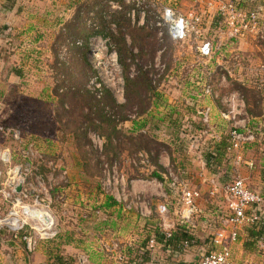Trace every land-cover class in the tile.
I'll list each match as a JSON object with an SVG mask.
<instances>
[{
  "label": "crops",
  "instance_id": "0c3cea01",
  "mask_svg": "<svg viewBox=\"0 0 264 264\" xmlns=\"http://www.w3.org/2000/svg\"><path fill=\"white\" fill-rule=\"evenodd\" d=\"M89 1L95 4L93 0H0V44H6L5 46L11 47L10 51L17 54L14 62L22 71L14 70L15 77L20 74L26 77V73L23 74L26 71L29 81L31 78L34 80L30 81L34 83L32 87L40 84V81H48V77L43 79L36 71L37 68L47 70L50 67L49 45L42 41L45 34L60 35L65 32L68 23L75 25L73 18L77 16V9H83L80 3ZM189 1L192 3L194 0ZM48 20L51 22L45 27L44 23ZM233 52L240 57L238 63L232 61ZM173 53L174 67H182L189 61L187 56L193 62L196 59L188 46L178 48ZM224 53V60L219 67L214 62L205 66L223 71L213 88L214 96L196 99L193 97V90L197 91L198 87L192 86L188 79L175 72V76L172 73L168 77L167 83L174 90L177 87V93H165L161 84L153 93L151 106L141 121L123 125L124 121L117 127L129 134H148L158 145L163 146L156 159L157 165L163 170L162 173L156 172L161 177L160 180L155 177L147 178L155 170L150 160L147 165H140L138 168L126 162L129 170L123 175L129 188V182L134 181L133 189L136 192L153 199V215L147 219H141L134 212H126L123 204L104 195L92 165L89 164L88 170L83 167L76 145L75 154H69V159L67 158L64 140L57 136L59 131L52 136L22 131L24 144L33 141L41 155L42 160L38 162L41 165L39 173L44 177L48 176V164L54 165L59 171L54 173L56 186L51 192L58 236L52 242L40 243L30 254L23 247L17 250L10 248L0 236V264H52L56 258L63 264H116L115 246L128 260L138 258L142 260V264H195L207 248L208 241L205 239L216 227V214L222 211L218 196L213 199L209 197L210 190L220 189L233 178L240 177L264 200V121L262 126L258 122L264 117V99L260 113L256 115L259 117L254 116L256 120L251 122L258 128L260 126L261 134L256 136L253 143L243 147L245 166L237 167L232 157L226 156L229 123L220 117L224 110L221 99L229 93L237 92L240 70L247 71V77L256 81L253 88L255 92L258 91L259 84L264 85V74L262 76L258 71L260 68L264 71V43L246 41L237 47L227 48ZM44 76H48V73ZM19 79L25 83L22 76ZM248 82L249 79L246 83ZM180 83L182 87L178 86ZM19 89V94L28 95L27 88L23 85ZM34 95L41 98L39 93ZM205 107L209 108L208 125L202 124L199 116V111ZM251 127L252 125H248V128ZM211 155H217L215 167L209 165ZM15 158H12L13 164L21 162L19 158ZM62 171L66 173L65 181H61L58 176ZM169 173L172 177L176 176L188 189L200 194L197 204L201 208V215L193 217L191 225H183L198 240L182 255L171 256L174 258H169L159 248L154 249L150 257L147 254L142 256L147 250L146 241L160 230L155 207L160 203H167L170 224L173 225L179 221L178 214L183 209L179 189L172 186ZM153 181L155 182L152 183ZM251 234L252 231L246 227L239 231L238 241L231 246V264H264V236H260L258 242L254 243Z\"/></svg>",
  "mask_w": 264,
  "mask_h": 264
},
{
  "label": "built area",
  "instance_id": "2783aa9c",
  "mask_svg": "<svg viewBox=\"0 0 264 264\" xmlns=\"http://www.w3.org/2000/svg\"><path fill=\"white\" fill-rule=\"evenodd\" d=\"M145 1L150 2L152 7L158 6V17L154 23L157 35L161 37L165 33L167 38L179 49H182L189 40V36L193 35L194 42L186 46L190 47L197 62L203 65L214 62L219 67L224 60L225 50L237 47L240 43L246 41L264 43V0H205L204 8L208 13L212 12L205 21L206 27H203V20L207 14L193 10L196 7L194 5L200 4L201 0H194L192 9L186 13L177 9L176 0H124V3L135 4L138 7ZM97 3L90 11L84 12L81 9L79 12V17L83 19L86 30H98V21L95 19L97 13H101L102 19L108 21L111 12L121 10V6L114 1L98 0ZM247 5L251 8L244 10L243 7L245 8ZM127 16L132 22L136 16L137 25L142 26L145 11L141 8L140 13L135 14L131 9ZM113 27L114 25H109L110 30ZM207 34L208 38H206ZM106 41L98 37L90 39L87 52L90 54V58L94 50L102 48ZM81 46V40L64 39L58 50L59 61L67 67L71 49ZM162 53L163 51L157 58L158 63H160L159 58ZM231 58L236 63L240 61L236 52L231 53ZM87 61L89 65L93 64L89 58ZM258 71H263V68ZM61 92L62 90H59V93ZM212 96L214 95L209 85L205 86L202 94L199 95L202 99ZM115 99L118 104L122 103V88L117 91ZM221 104L224 110L220 113V117L229 123L226 156L232 157L236 166L242 165L241 150L245 144L255 141L256 136L261 134L260 128H248L250 119L245 112L244 99L238 92L227 94L221 99ZM199 116L202 124L208 125L209 108L205 107L200 110ZM114 120L117 121V118ZM0 138L10 140L16 147H20L16 151L11 147H0V236L4 242L10 245V248L17 250L23 247V250L30 254L36 250L40 243L52 242L58 236L57 220L52 210L51 192L56 186L54 173L59 171L54 165L48 164L47 168L50 174L44 177L39 173L37 163H40L42 158L38 148L33 141L24 144L23 133L20 129L0 127ZM87 139V147L93 152L94 160L101 173V192L123 204V209L126 212H134L141 219L149 218L151 211L148 208V203L141 199L144 197L141 193L133 189L134 181L129 182V188L117 165L106 161L103 155V138L96 133L87 132ZM16 153L21 162L13 164L12 158ZM33 162L36 165L33 166ZM127 162L130 166L138 168L140 165H147L148 158L144 153H138ZM65 175L64 171L59 173L61 181H65ZM168 176L172 177L170 173ZM172 184L174 189L176 187L179 189L183 209L178 214L179 221L173 225L170 224L168 204L163 202L155 207L163 242L157 243V238L152 235L147 242L148 257L151 256L154 249H161L165 246L167 251L173 253L174 256L182 255L190 249L189 244L184 241L178 242L175 249L166 243L167 240L172 239V233L176 226L191 225L194 215H200L201 210L194 206L198 193L188 189L176 176L172 177ZM17 187H20L18 192L16 191ZM216 196L222 203V211H218L216 214L214 225L216 227L207 237V248L195 264H231V246L238 241L239 231L245 226H257L264 219L263 199L249 190L240 177L233 178L220 189L210 190L209 197L213 199ZM186 229L188 230L187 227ZM114 251L117 252L116 264L142 263V260L138 258L128 260L117 246L114 247Z\"/></svg>",
  "mask_w": 264,
  "mask_h": 264
},
{
  "label": "rangeland",
  "instance_id": "374dc122",
  "mask_svg": "<svg viewBox=\"0 0 264 264\" xmlns=\"http://www.w3.org/2000/svg\"><path fill=\"white\" fill-rule=\"evenodd\" d=\"M93 1L96 3V1L98 0ZM110 1H114L115 3H119L120 1L124 2V0ZM176 3L177 9L184 13L188 12V10L190 11V9H192L193 7V3H191V1L189 0H176ZM91 4H93L91 1L86 3H80L83 9L89 8ZM194 6H196L193 8L195 12L196 10H199L200 13L205 12L207 14V17L205 18V20H203V27H206V25H204L206 23L205 21L211 15L210 13L212 12H207V9L204 8L202 1L200 4H196ZM132 7V10H134L135 14L140 13L141 8L144 9L145 16L146 13H148L147 20L149 25L146 28L140 27L137 25L138 21L136 22L134 20V22L130 23V28L124 31V33L126 34L124 35L125 42L128 48H130L133 55V58L127 57L124 60V66L128 69L126 74L129 78H141V86H139L138 89L134 91V94L130 96V99L128 101L122 82L124 71L119 66L118 58L115 51L116 48L108 38H102L103 40L107 41L103 44L102 48L99 47L97 51L94 50V53L91 54V58L90 54H86L87 60L89 58V60L93 63L92 65H89L88 62L83 63L80 56L78 57V55H76L75 57H72V59L69 58L70 56L68 57V66L63 69L58 66L57 63L54 65V55L55 52L58 55L57 52L59 50V47L61 46L62 42H64L63 40L66 39V37L62 34L60 36L58 34H45V38L42 41L49 45L48 60L50 67H48L47 70H45L43 67L41 68V70L37 68L36 71L40 73L43 79H46L48 77V81H40V84L34 85L33 87L32 85L34 83H31L30 81L34 80L31 78V80L29 81L26 71H23V74L26 73V77L22 74H20L19 77H15L16 73L14 72V70H21V68H19V66L14 62L15 58H17V54L15 55L13 51H10L11 47L5 46L6 44H0V127L20 129L21 131H23V133L27 132L39 136H52L55 132L59 131L57 136L59 135V137L64 140L63 146L67 153L68 159L69 154H75L76 142L74 140V134H80L78 136V139L81 143H84V150L82 151L81 155H87L90 159V165H92L95 173L97 174V178L99 179V188L101 173L98 168V165L94 160L93 152L90 151L87 147V132L96 133L97 135L102 137L104 141L105 136L100 131L92 130L90 122L85 120V118L88 117L89 106L95 104L98 105L101 101L102 87H104L110 92V96L115 102L114 105L126 107L125 112L123 113V115L125 116V123L123 125H130L132 124L131 122L141 121L140 119H142L143 115L151 106L153 93L157 88H160L161 84L163 85V90L165 91V93H177L178 88L175 87L174 90L167 83V80L169 79L168 77L172 73L173 76H175V72H177L180 76L183 75V77L188 79V82H190L192 86L198 87L197 91L193 90V97L198 100L202 99V97H199V95L202 94L203 88L207 85L210 86L211 92L213 94V88L215 86V83L217 82V77L223 75V71L216 68H206L205 66L207 64L203 65L201 63H198L196 59L193 62V59L190 56H187L189 58V61L185 62L183 66L182 64H180V66L182 67L176 66L177 64L175 65L176 67H174L175 55L173 51H176L178 47L174 45L169 39L164 38V36L159 37L157 35V32L154 31L153 23L155 21V18L158 17V6L156 5L155 7H152L150 2L145 1L142 5H139L138 7H136L135 4H133ZM249 8L251 7H243L244 10H248ZM113 15L114 14H112V12L109 14V20ZM145 18L146 17H144L143 25L145 23ZM50 22L51 21L48 20L46 24L44 23V26L46 27L47 24L49 25ZM51 24L53 25L54 23ZM76 26L79 30H81V23H78ZM109 31L115 36H117L118 34V29L115 27V25L113 29L110 30L109 28ZM208 34L206 35V38H208ZM16 37L18 38L19 36ZM71 37L73 38L74 36L72 35ZM98 38L100 37L98 36ZM194 38L195 37L193 35H190L189 40H187V42L185 43V46L191 45L195 40ZM14 45L12 46V48L14 47ZM161 51H163V53L160 55V63H158L157 58ZM240 71L241 73L239 75V85L242 88H239L237 92L244 99V104L246 106V114L247 117L250 119V125H252V127H258L255 126L256 124H251V122H254V120H256V117L259 116H251L249 112L256 115L260 113L261 102L264 99V85L259 84L258 91L256 90L255 92L253 88L255 87L254 83L256 81L247 77V71ZM45 73H48V76H44ZM259 73H264V71H261ZM64 75H66L67 78V87L70 88L72 86H76L80 90L79 94H83L87 91V93H89V96L91 97H89V101L85 100V95L75 96L71 94V92L65 94L66 96L64 98L66 100H64L62 103L58 101V98L54 91L55 85H58L59 77H64ZM21 76L22 80H24L26 84L20 82L19 78ZM247 79H249L251 83H246ZM22 85L23 87H25V89L27 88L26 90L29 96L27 94H19V92H21L19 88H21ZM178 86L182 87L181 83L178 84ZM34 87L37 90L33 89ZM120 88H122V103L118 104L115 99V95ZM65 89L66 88L64 87L61 90L64 91ZM224 92L226 93L227 91L225 90ZM257 92L259 94H257ZM38 93L41 97L40 99H38L34 95ZM136 94L141 97L136 99V97H134V95ZM49 97H51L52 99H49ZM44 98H48L49 100H44ZM105 99H107V96L104 97L103 100ZM127 105H129L128 108ZM60 109L61 112H59ZM145 109V113H141ZM121 115L122 114H118L117 121L114 120L116 124L117 122H120ZM88 118L90 119L92 118V116L90 115ZM95 119L93 117V121L97 123ZM263 121L264 117L258 120L261 126L263 124ZM82 133H85V139H82ZM128 134L129 133H127L126 135ZM10 144H12V147ZM113 144L118 146V151L116 153L115 158L112 155H109L107 157V154L105 153V159L108 163H115L119 172L124 175V172H128L129 170V168L127 167L128 163L126 164L127 159H133L136 154H134V152H131L129 144L123 137L116 140ZM0 147H11L14 151H16L19 146L16 147L15 144L7 142L5 139L0 138ZM77 153L79 154L78 151ZM243 154L245 153L242 149L241 155L243 165L240 164L237 167L245 166V159H243ZM17 156L18 154L16 153L14 156L16 157L15 159L19 158V156ZM109 157L110 159H113L111 162H109L108 160ZM34 165H36L35 162H33V166ZM40 167L41 165L37 164V168L39 169ZM246 187L249 190L253 191L248 187L247 184ZM196 192L198 193V198L195 199L194 206L201 210L200 206L197 204V200L200 199V194L198 191ZM141 199L148 203V208L151 211V215H153V210L151 206L153 203V199L147 196L141 197ZM217 201L219 203L218 199ZM198 216L199 214L194 215V217Z\"/></svg>",
  "mask_w": 264,
  "mask_h": 264
},
{
  "label": "trees",
  "instance_id": "16d2710c",
  "mask_svg": "<svg viewBox=\"0 0 264 264\" xmlns=\"http://www.w3.org/2000/svg\"><path fill=\"white\" fill-rule=\"evenodd\" d=\"M120 3V4H119ZM118 4L121 6V10L120 11H114L112 12V14H114L113 16H111L110 20L108 19V21H105L102 19V15L101 13H97L95 15V19H97L98 21V25L99 28L97 31H89L86 30L85 26H84V22L83 19H80L79 16V12L80 10L77 9L76 15L73 18V22L75 21V25L72 23H68L66 25V29L64 33H61L63 36H65L66 38H71V39H76V40H81L82 41V46L80 48H72L70 51V59H72V57H75L76 55H78V57L80 56V58L82 59L83 63H87V58H86V54L88 51V44L90 42V39L93 37H100V38H108L113 45L115 46V51H116V55L118 58V63L119 66L121 67V69L124 71V75L122 78L123 81V87H124V91L126 92V98L127 101L130 99V96L132 94H134V91L136 89H138L139 86H141L140 84V77H135V78H129L126 74V72L128 71L127 67H125L124 65V60L127 57H131L133 58L132 52L130 50V48H128L125 39H124V35H126L124 33V31H126L127 29L130 28V23H132V21L130 20V18L127 16L130 12V10L133 8L132 5H128L125 4L123 1H120ZM97 4H91L89 8L87 9H82L84 12L90 11L92 8H94ZM248 7H250L249 5H247ZM78 17V20H77ZM145 23L144 25L140 26V27H144L146 28L149 24H148V13H146L145 16ZM135 21L137 22V18H135ZM156 21V18H155ZM154 21V23H155ZM78 23H81V30L78 29V27L76 26ZM153 23V24H154ZM109 25H115V27L118 29V34L117 36L113 35L110 31H109ZM75 26V27H74ZM77 29V30H75ZM155 31V29H154ZM156 32V31H155ZM60 34V35H61ZM59 35V36H60ZM74 36L73 38L71 36ZM164 38H167L166 34L163 33ZM168 39V38H167ZM64 41V40H63ZM63 43V42H62ZM58 53V52H57ZM57 63L58 66H60L61 68L65 69V66L59 61L58 56L55 52L54 55V65ZM64 72V71H63ZM65 77V79H64ZM64 77L61 76V78L59 77V83L56 86L55 85V94L58 98V101L60 103H62L64 100H66L64 97L66 96L65 94H67L68 92H71V94L75 95V96H81V95H85V100L89 101V93L84 92L83 94H79L80 90L75 86L72 87H67L66 85V75H64ZM143 80V79H142ZM66 88L64 91H62L61 93H59V90H61L62 88ZM237 90H239V88L241 89L242 87L240 85H236ZM102 91V99L99 102L98 105H90L88 110V117L91 115L92 118H85V120L89 121L91 124V129L94 131H100L104 136H105V141H104V145H103V155L106 153L107 157L109 155H112L114 158L116 156V153L118 151V146L114 145L113 143L118 140L119 138H124L126 140V142L129 144V148L131 149V152H134V154H137L138 152H143L147 157L148 160H150L151 164H154V173H152L151 175H149L147 178H151V177H155L157 180H160L161 177H159V175L156 172L162 173V169L157 165L156 163V159L157 156L160 152V150L163 148L162 145H158L153 138H151L148 134L147 135H143V134H128L123 132L122 129H117L118 125H120L122 122L125 121V116L123 115V113L125 112L126 107L125 106H118V105H114L115 102L114 100L111 98L110 96V92L108 90H106L104 87L101 88ZM107 96V99L103 100L104 97ZM134 97H136V99H138L141 96H138V94L134 95ZM91 98V97H90ZM125 98V99H126ZM68 100V99H67ZM130 105V104H129ZM129 105H127V108L129 107ZM147 109V108H146ZM146 109L141 112V113H145ZM61 112V109L60 111ZM118 114H122L121 118H120V122L116 124V122L114 121L115 118H118ZM249 114H251V116H256V114H253L251 112H249ZM93 117L95 119V121L97 123H95L93 121ZM114 118V119H113ZM84 120V121H85ZM80 135V134H79ZM74 134L75 136V142H76V149L80 154L82 163H83V167H85L86 170L89 169V164H90V159L88 158L87 155H81L82 151L84 150V143H81L78 139V136ZM85 133H82V139H85ZM88 144V141H87ZM153 152V155H151V153ZM217 155H211V157L209 156V161H210V166H213L216 164L215 160ZM105 157V155H104ZM109 162H111L113 159H110L109 157ZM135 177V176H134ZM111 198V197H110ZM246 228H248L249 230L252 231L251 237L252 240L254 241V243H257L260 236L263 237L264 235H262L263 231H264V219H262V221L260 222V224L256 225H252V226H245ZM173 237L170 240H167V245H170L172 249H175L178 245V242H187L189 244V246H193L196 244L197 240L194 235L192 233H190L185 226H176L173 233H172ZM155 237L157 238V243H161L163 242V236H161L160 231L157 230V232L155 233ZM205 241H208V239L206 238ZM148 242V240L146 241V243ZM145 246V245H144ZM163 252H165L167 254V256L169 258H174L171 257L173 255V253H169L166 249V246L161 248ZM148 255V251L146 250V252L144 251L142 253V256ZM176 255V253H174ZM178 255V254H177ZM52 264H63L60 259H57L52 263ZM142 264V263H141Z\"/></svg>",
  "mask_w": 264,
  "mask_h": 264
},
{
  "label": "water",
  "instance_id": "95a60500",
  "mask_svg": "<svg viewBox=\"0 0 264 264\" xmlns=\"http://www.w3.org/2000/svg\"><path fill=\"white\" fill-rule=\"evenodd\" d=\"M19 190H20V187H17V188H16V191L18 192Z\"/></svg>",
  "mask_w": 264,
  "mask_h": 264
}]
</instances>
